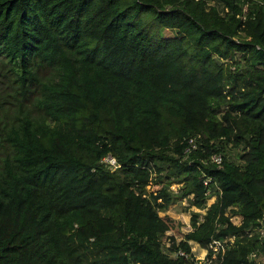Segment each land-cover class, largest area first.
I'll return each mask as SVG.
<instances>
[{
	"label": "trees",
	"instance_id": "trees-1",
	"mask_svg": "<svg viewBox=\"0 0 264 264\" xmlns=\"http://www.w3.org/2000/svg\"><path fill=\"white\" fill-rule=\"evenodd\" d=\"M262 226L264 0H0V264H258Z\"/></svg>",
	"mask_w": 264,
	"mask_h": 264
},
{
	"label": "rangeland",
	"instance_id": "rangeland-1",
	"mask_svg": "<svg viewBox=\"0 0 264 264\" xmlns=\"http://www.w3.org/2000/svg\"><path fill=\"white\" fill-rule=\"evenodd\" d=\"M161 34L163 37L165 38H171L174 37L176 35V32L173 30H168V31H161ZM239 154V150H231L230 151V155L233 156L234 158ZM177 185H172V189H176ZM214 197H212L211 199H209L207 201V206H210L213 202H214ZM188 206V203L186 200L183 201H178L176 203H174L173 205H171L168 210H167V214H169L170 216H172L173 218L181 221L183 223V228L181 229L183 233H186L188 230H190V225H189V220H190V214L191 212H194L195 209L194 208H190L189 210L186 209V207ZM204 210L201 211V214H204ZM232 222L235 225H239L240 224V218L238 216H232L231 217ZM179 240V238H177ZM191 247H192V253L195 256V259L198 261H203L206 258V251L203 252L199 247L195 246L193 243H191ZM257 263L258 264H264V257H258L257 259Z\"/></svg>",
	"mask_w": 264,
	"mask_h": 264
},
{
	"label": "built area",
	"instance_id": "built-area-1",
	"mask_svg": "<svg viewBox=\"0 0 264 264\" xmlns=\"http://www.w3.org/2000/svg\"><path fill=\"white\" fill-rule=\"evenodd\" d=\"M196 1H199V0H196ZM208 4L210 6H213L214 5L213 2H210ZM197 139H198V137H193V138L188 139V141H187V147L185 148L184 153H183L184 154V160H186L191 155V153L197 149V146H198L197 145ZM104 162L107 163V164H109V165H111V166H113V167H115V168L117 167V165L115 163V160L112 157L105 158L104 159ZM209 163L215 164V165L219 166L222 163V157L220 155L214 154V155H212L210 157ZM208 182H209V179L204 180V184L205 185H207ZM170 188H171V190L173 192H176L177 189H178V186L176 187L175 190L172 189V186ZM192 208H194V207H192ZM194 209H195V211H194L195 213H201V211H203V210H199V209H196V208H194ZM249 233H251V235L258 233L261 236V239L264 241V226H262V227H260L259 229H256V230L255 229H251L249 231ZM167 235L168 236H171L173 234L167 233ZM233 242H234V238H232V237L229 238V239H227V240H225L224 242L214 241L213 244H212V246L210 247L211 248V251L213 253L212 257L215 258V255L218 252L223 253L225 251V248L228 245V243H229V245H231V244H233ZM188 244L190 246H192L191 245V242H188ZM191 251H192V247H191ZM172 255L173 256H184V254L182 252H180V251H178V252H176V253H174ZM251 258L257 260L258 259V256L256 254H253V255H251Z\"/></svg>",
	"mask_w": 264,
	"mask_h": 264
},
{
	"label": "crops",
	"instance_id": "crops-1",
	"mask_svg": "<svg viewBox=\"0 0 264 264\" xmlns=\"http://www.w3.org/2000/svg\"><path fill=\"white\" fill-rule=\"evenodd\" d=\"M188 232V231H187ZM191 243H193L195 246H197V247H199L196 243H194V242H191ZM203 252H205L204 250H202Z\"/></svg>",
	"mask_w": 264,
	"mask_h": 264
}]
</instances>
